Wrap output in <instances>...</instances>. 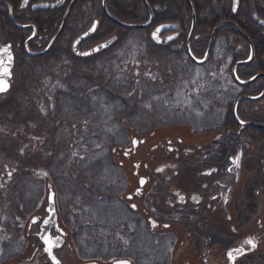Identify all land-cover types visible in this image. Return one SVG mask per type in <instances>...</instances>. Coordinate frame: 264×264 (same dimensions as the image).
I'll return each instance as SVG.
<instances>
[{
  "label": "rangeland",
  "instance_id": "374dc122",
  "mask_svg": "<svg viewBox=\"0 0 264 264\" xmlns=\"http://www.w3.org/2000/svg\"><path fill=\"white\" fill-rule=\"evenodd\" d=\"M124 2L128 5V0ZM115 27L109 26L110 30L100 34L104 39L116 35L118 41L93 60L75 59L76 56L70 52L72 39L69 37L58 41L56 53L52 56L22 59L19 64L23 73L20 78L22 86L34 84L41 75H46L45 79L54 85L59 70L67 68L64 80L57 83L58 87L52 94L47 85L49 90L45 93L51 94L47 108H38L25 89L0 99V128L11 127L20 136L24 134L26 122L32 131L38 130L39 134L46 135L42 138L47 141L41 147L36 166L13 171L14 175L8 181L12 197L10 209L6 208L4 201H0V264L21 259L27 254L28 242L24 230L29 219L39 214L46 203V181L54 190L60 214L70 221V228L77 225L82 228L80 240L77 241L74 236L79 262L89 261L95 254L102 255L98 258L107 261L105 256L110 253L108 245L100 238H97L95 245L90 236L94 226L104 227V220L114 223L125 216L114 200L125 188V179L115 168L120 160H124L120 158L116 161L113 149L129 147L132 138H151L138 147L137 154L129 162L130 165L131 162L145 163L151 171L158 167L157 160H151L152 155L159 160L166 150L165 139L157 142L158 139L172 136L175 140L181 138L186 144L205 141L204 135L196 136V133L216 129L225 117L222 104L239 91L231 90L229 80V65L237 56L230 38L219 39L207 68H192L186 72L176 69L170 87L167 83L172 73H168V63H181L180 59L158 56L153 49L150 31L121 33L118 26ZM136 61L146 64L154 61L159 69L163 61L165 76H157L165 81V85L154 84L145 78L136 86L121 68ZM175 83H179L178 86H174ZM226 87L230 91L226 92ZM11 105L13 110L7 112ZM158 143L163 147L152 153ZM9 146L17 158L26 151L21 141ZM249 169L250 165H246L235 191L239 200L243 190L249 186L255 195V200L249 202L255 213L252 217H246L248 221L242 226L239 225L240 228H247L235 227L245 235L256 231L258 221L264 227V186H256L255 177L258 179L259 172L256 170L252 173ZM131 171V168L127 169L125 174ZM261 173H264V169ZM94 192L112 199L93 203L91 196ZM31 231L35 233L36 227ZM143 237V264L174 262L171 257L173 238L166 237L152 243L145 232ZM189 247L185 252L182 247L177 250L178 259L192 254ZM114 253L119 256V249L114 248ZM208 253V259L213 260L215 258L212 256L220 251L213 249ZM258 253L264 256V246Z\"/></svg>",
  "mask_w": 264,
  "mask_h": 264
},
{
  "label": "flooded vegetation",
  "instance_id": "af4514ba",
  "mask_svg": "<svg viewBox=\"0 0 264 264\" xmlns=\"http://www.w3.org/2000/svg\"><path fill=\"white\" fill-rule=\"evenodd\" d=\"M99 1L100 11L99 8L96 9L97 0H27V3H25V0H0V3L7 5H0V9L2 12H6V22L9 27L14 29L13 35L18 32L17 34L20 33L21 36L26 37V40L32 38L27 47L29 53L44 51L51 41L41 50L45 39L48 37H52L51 39H53L61 30V34L52 48H56L60 39L69 37L72 39L70 52L76 58L89 59L97 54L87 57L78 56L73 51V44L77 39L85 36L95 25L96 30L76 45L78 52H86L95 46L96 43L92 42V39L97 32L100 31V34L102 31L110 30L109 26H104L102 30L99 29L101 22H105V20L110 22L103 13L102 0ZM140 2L148 12L147 21L150 20L151 13L153 25L148 29H123L128 33L131 31L142 33L150 31L152 33L157 27L162 25L174 26V29L169 32L159 33L158 42H155L150 34V39L154 45L153 49L158 56L166 55L174 59H180L181 63H177L176 61L168 63V73H172L169 83H167V86L170 85V87L172 86L171 80L176 69L179 68V71L186 72L192 68H207L211 63L213 54L217 50L220 38L228 37L231 40L240 36L236 28L230 25H223L217 30L215 29L222 22H231L242 31L240 24H243L245 20L243 17L241 18V8L246 14L250 15V19L256 27L264 30L253 19L255 15L264 21V0H238L236 12L233 8V0H152L151 5L147 1L150 6V12L145 6L144 1L140 0ZM105 3L106 10L111 15L108 9V1L105 0ZM40 5H57V7L51 9L35 8ZM125 6L127 16L136 20L139 17L137 10L134 13L131 7ZM11 19L18 26L27 27V29L15 27L11 23ZM193 23L194 29L192 31ZM190 34L189 50L191 53L192 47L196 51L198 50L197 46L201 44L200 42L196 44L194 41L209 38L205 53L199 60L204 59L208 45L211 39H213L209 56L204 63L196 64L187 55V40ZM263 34L264 31L261 32V35ZM1 35H3V31L0 29ZM168 37H172V39L164 45L160 44L161 40ZM232 43L231 47L235 50V53H242L245 50L240 44ZM7 44L12 49V44ZM30 45L33 47L31 50L29 49ZM252 49L254 54L253 45ZM49 52L41 58L48 57ZM248 52L249 58L251 54L250 46H248ZM24 54L25 57L36 59L27 55L25 51ZM193 57L196 58L194 55ZM196 59L198 60V58ZM237 62L239 61H236L235 57L233 64L229 65V68L232 86L239 91L228 102L223 100L224 103L221 108H223L225 117L216 129L212 128L206 132L201 131L196 133L197 135L195 134L196 136L204 135L205 141L186 144L181 138H177L176 140L172 136L163 138L166 141V150L162 153L159 160L154 159V155H152L151 160H157L158 167L151 169V171L145 163L131 162V165L129 164L132 157L137 154L138 147L145 145L151 138H138L136 147L133 146V139L136 138H132L129 147L122 148L116 152L119 159L124 160H120L118 167L115 168L124 177L125 188L119 197H114V200L122 208V213L125 216L120 217L121 220L119 218L116 219L114 223L104 220V227L94 226L92 228V235L90 236L94 240L95 245L98 240L97 238L104 240V243L108 245L110 253L105 256L107 261L99 259L100 254H95L91 260L79 262L74 236L79 241L82 236V228L80 225L75 226L73 229L70 228V221L68 222L65 215L60 214L57 199H55L57 230L60 233H57L56 229H51L49 237L60 244L54 249V255L60 264H120L121 261H126L127 264H143L142 244L144 232L152 243H157L166 237L173 238L174 243L171 257L174 262H171V264H251L253 260H255V264H261L260 258L264 256L258 252L264 246V227L258 221L256 231L250 235H245L238 230L246 229L247 227H239L237 213L239 198L237 199V196H235V191L242 179L246 165H250L249 170L252 173L256 172L258 163L264 169V138L263 140L258 139V142H255L256 144L252 141L251 143H246L244 139L241 140V136H248L246 129L242 130L237 126L238 131L236 134L234 136L230 135L233 129L227 126V122L230 116L233 119V105L239 98L243 96L258 97L262 94L264 85L256 96H250L251 94H248L247 87L258 86L259 81L264 80V77L247 86L240 85L232 76V68ZM239 70L240 67L236 69L235 74L237 80L240 82H247L258 74L264 75V71H261L256 75L244 79L241 78ZM159 84L165 85V81L161 80ZM178 84L175 83L173 85L178 86ZM227 91H230V89L227 88ZM246 103H256V107L251 109L252 107ZM263 107L264 96L257 102L241 101L236 107L237 118L240 120V113H243L244 116H248L249 113L251 114L255 111L259 114H264ZM244 123L251 122L245 121ZM225 136L228 137V142L225 141ZM163 139H159L157 142ZM255 145L257 148H255ZM159 147H163V145H156L152 153H155ZM237 158L238 163H234ZM130 168L132 170L131 173L125 174V170H130ZM142 180L143 184H141ZM91 198L93 199V203L109 202L112 199V197L95 192ZM40 211L44 215L40 217L39 223L28 227V231H31L33 227L37 229L35 233L32 232L30 234L29 232V237L38 236L40 233V226L43 223V219L47 216L44 207ZM236 226L238 229L235 228ZM206 233L211 236L209 237L211 238L210 247H203L199 252L195 251L197 241H199L201 236L206 235ZM193 235L196 238L193 239ZM224 238L227 239L228 242L226 243H228V246L221 248V241ZM247 240H252L255 247L247 244ZM185 242L187 243L186 246ZM181 247H184L183 252H185L186 247H189L192 254L189 256L185 255L183 258L181 256V259H178L179 254L177 255V250L181 249ZM114 248L119 249V256L114 253ZM239 248H241L239 254L233 252V250ZM213 249H218L220 253L214 254L212 257L215 259L210 260L208 259V252H212ZM36 251L37 249L35 253ZM229 253H232L231 257ZM32 257L25 258L23 261L30 264ZM12 262L6 261L5 264ZM49 263L52 264L50 260Z\"/></svg>",
  "mask_w": 264,
  "mask_h": 264
},
{
  "label": "trees",
  "instance_id": "16d2710c",
  "mask_svg": "<svg viewBox=\"0 0 264 264\" xmlns=\"http://www.w3.org/2000/svg\"><path fill=\"white\" fill-rule=\"evenodd\" d=\"M107 1H108V9L111 15L114 18L118 19L119 21L123 23H130V24L131 23L132 24H143L147 21L148 12L145 9V7L141 4L140 0H138V2H136V0H128V6L133 9L134 13H136V10L139 13V17L136 20H133L132 18L127 16V14L125 13L126 11L125 5H127V3H125L124 0H107ZM147 1L150 3V5L152 4V0H147ZM99 2L100 1L97 0V5H96L97 8H99ZM100 10L101 8H99V11ZM240 14H241V18L243 17L245 20L243 24H240V28L249 37L254 47V50H255L254 61L246 67H240V70H239V72L241 73V78L247 79L253 75H256L258 72L264 71V34L261 35V32L264 30H262L259 27H256L252 23L250 19V15L246 14V12H244L242 8H241ZM5 17H6V12L5 11L2 12L0 9V29L1 31H3V35L0 36V43L1 44H7V43L12 44V52L14 55V68H13L14 76H13V81L11 83V88L9 92L4 95H0V99H4L8 97L10 94H13L14 92L17 93L21 89H25V92L30 93V97H32V100L34 101L35 105L36 104L38 105V108H44V107L47 108V103L50 100L51 94L56 89V87H58L57 83L60 80L61 81L64 80L63 78H65L64 74H66L65 71L67 68H63L59 70V72L57 73L56 83L54 85L53 83L50 85V80L48 81L47 79H45L46 75H41L38 77L36 81H34V84L30 83V84H27V86L26 85L22 86V82L20 78L23 76V73L21 71L19 64H21L22 59L25 57V54L23 51V44L26 40V37L21 36L20 33L17 34L18 32L16 31H15L16 33L13 35L12 32L14 31V29L12 27H9L8 23L6 22ZM106 23L109 26H114V28H116L115 25L106 21V22L100 23L99 29L102 30L103 27L107 25ZM117 29H120L121 33L127 32L121 27H117ZM99 32L96 33L95 37L92 39V42L98 43L104 40V38L102 37V35L99 34ZM51 38L52 37H48L45 39V41L42 44L41 50L45 48L46 44L51 40ZM208 40L209 38H203L198 41L193 40L196 44L198 42L201 43L199 46H197L198 50L196 51L192 47V54L196 58L200 59L203 57ZM231 40L232 42L240 44L245 49L242 53L237 54L236 61L246 60L249 56L248 45L246 41L240 36H237L236 39L232 38ZM32 48H33L32 45H30L29 49L31 50ZM55 53H56V50L52 48L51 51L49 52V56H52ZM40 58L41 57L36 58V59H40ZM74 58L78 59L79 61L88 60V58L86 59H81V58H76V57ZM94 58L95 56L89 58V60H93ZM121 68L126 73H128L131 80H133L134 84L137 86L138 83L145 78L147 79L146 81L153 82L154 84H159V82L162 79L161 77L163 76V74L165 76L164 69L166 67L163 61L161 62L160 69H159V65L154 61L152 63L150 62L147 64L142 61H136L132 64H127L125 66H122ZM159 74L161 75V77L157 76ZM229 80H230V74H229ZM230 83H231V80H230ZM258 84L259 85L256 87L255 86L247 87L248 94H251L250 96H256L257 94H259V91L263 88L264 80L262 79L261 81H259ZM47 85H49L51 94L45 93L49 90ZM93 87L97 88L98 85H94ZM225 89H227V87ZM232 89L234 90L235 88H233L232 83H231V90ZM246 104H248V106L250 105V107H252L251 109L256 107L255 106L256 103H246ZM13 108H14L13 105H11V107L9 106V108H7L6 111L10 112L13 110ZM263 111H264V107H263ZM239 118H240V121L242 122L248 121L256 125L257 124L264 125V114H259L257 111L252 112L251 114L249 113L248 116H244L243 113H240ZM227 126H230V128L233 129L230 132V135L234 136L236 132L238 131V127H237L238 125L235 123L234 119L231 118V116L229 118V121L227 122ZM23 131H24V134L19 136L18 133L11 127L0 128V201H4L6 203V208H9V209H10V206H12L10 205L12 197H11V194H9L10 191H9L8 181L13 177L14 175L13 171L16 172L25 167L30 168L31 166H36L39 162V155H40L39 152L41 150V147L44 146L47 142L46 140H43V138L46 135L39 134L38 130L32 131L29 128L28 123L26 122L24 124ZM246 132L248 135L247 137L241 136V140L244 139L245 140L244 142L246 143L248 142L251 143V141L258 142V139L263 140L264 138L263 137L264 131L246 128ZM42 136L44 137L42 138ZM224 139L225 141H227L228 137L225 136ZM20 141L25 145L26 151L20 158H17L16 156L13 155L14 151L12 147L9 146V144H13V143L20 142ZM113 156L114 158L116 157V159H119V157L115 155V153L113 154ZM262 169H263V166H260V164L258 163V165L256 166V170L259 172L258 179L257 177H255L256 178L255 184L257 187H259V185L264 186V180H263L264 173H261ZM49 185L50 183L46 181V186H45L46 193L48 191L47 189ZM254 200H255V195L253 193L251 186L246 187L242 192V196L239 200L238 208H237L238 222L241 226L243 225L244 222L248 221V218L246 217H250L255 213L254 208L252 210L250 203H249L250 201H254ZM44 206L45 204L43 205V207ZM40 214L42 216L44 215L42 211H40ZM193 230L195 231V229ZM29 232L30 234H32V231H28V227L26 226L24 233H25V239L28 242L27 254H25L24 257H22L21 259H16L12 263H8V264H27L25 261H23V259L31 258L32 255L35 253L36 249L37 251L32 257L30 264H50L49 257L44 252L43 246L41 245L39 237L38 236L29 237L28 236ZM192 237L193 239L196 238L194 235ZM209 237L211 236H209L207 233L206 235L201 236L199 238V241H197L195 251L199 252L200 249L203 247L204 248L210 247L211 238ZM226 242H228L226 238L222 239L221 248L223 247L225 248L228 246V243ZM260 263L264 264V257L260 258ZM251 264H255V260H253Z\"/></svg>",
  "mask_w": 264,
  "mask_h": 264
},
{
  "label": "water",
  "instance_id": "95a60500",
  "mask_svg": "<svg viewBox=\"0 0 264 264\" xmlns=\"http://www.w3.org/2000/svg\"><path fill=\"white\" fill-rule=\"evenodd\" d=\"M144 1V4L145 6L147 7L148 11L150 12V9L147 5V1L146 0H143ZM189 3V1H188ZM233 3H234V11L236 12L237 9H238V0H233ZM0 5L2 6H7L5 5L4 3H0ZM190 5V3H189ZM57 5H53V6H46V5H40V6H36L35 8L36 9H51V8H56ZM102 9H103V13L105 14V16L107 17L108 20H110L113 24H115L116 26L118 27H121V28H125V29H148L150 28L152 25H153V18H152V15L150 13V20L144 24V25H129V24H126V23H123L121 21H118L117 19L113 18L111 15L108 14L107 10H106V3H105V0H102ZM253 19L254 21L256 22V24H258L259 26H261L262 28H264V21H262L260 18H258V16H253ZM11 23L19 28V29H27V27H21V26H18L17 24H15L12 19H11ZM223 25H230V26H233L236 28L237 32L239 33V35L247 42V44L250 46L251 48V54H250V57L248 58V60L246 61H242V62H238L236 63L233 68H232V74L235 78V80L242 86H247L251 83H253L254 81L264 77L263 74H258L256 76H254L252 79L248 80L247 82H240L239 80H237L236 76H235V71L237 68L239 67H243V66H246V65H249L252 60H253V57H254V54H253V49H252V43L251 41L249 40V38L243 33L241 32L236 25L232 24L231 22H222L220 23L215 30H217L220 26H223ZM163 26V27H162ZM160 27H157V28H161V32H165V31H171L174 29V26L172 25H162ZM96 28V26H95ZM156 28V29H157ZM156 29L153 31L155 32ZM194 29V23H193V26H192V31ZM214 30V31H215ZM94 31H89L87 33V35L77 39L74 44H73V51L76 55L78 56H81V57H87V56H91V55H94V54H97L103 50H106L108 49L109 47H111L115 42H116V38L115 37H112V38H109L97 45H95L94 47H92L91 49H89L88 53H90V55H87V56H84V55H79L77 50H76V45H77V41H82L84 40V38H86L87 36H89L91 33H93ZM152 32V34H153ZM192 33V32H191ZM61 34V30L53 37V39L50 41L48 47L40 52V53H29L28 50H27V47H28V44L31 42L32 38L26 40V42L24 43V51L27 55L31 56V57H41V56H44L46 55L50 49L52 48L53 44L56 42V40L58 39V37L60 36ZM151 34V37L153 39V36ZM159 35V34H158ZM155 42H158L157 40L153 39ZM190 40H191V34L187 40V54L189 56V58L191 59L192 62L194 63H203L207 60L208 56H209V53H210V49H211V45H212V42H213V39H211L209 45H208V48H207V51H206V54H205V57L204 59L199 62L197 61L195 58L192 57V55L190 54V50H189V44H190ZM170 40L168 38L166 39H163L160 41V44L164 45L166 44L167 42H169ZM102 44H107L108 46L107 47H104V48H100L99 51H93L94 49H97L99 47V45H102ZM5 48H8L9 49V52L11 54V61L8 60L7 56H8V53H4L3 52V49ZM0 60L3 61V67H6L10 70V75L9 74H6L2 71V69H0V78H3L6 85H7V88L5 91H0V95H3V94H6L9 89H10V80L12 79V69H13V66H14V57H13V54H12V51H11V46L8 44V45H1L0 44ZM264 96V90L262 92V94L258 97H247V96H243L241 98H239L235 103H234V106H233V113H232V116H233V119L235 121V123L243 130V129H246V128H253V129H256V130H264V126H258L256 124H252V123H242L241 121L238 120L237 116H236V107L237 105L241 102V101H248V102H257L259 101L262 97ZM136 144H137V139H133V146L136 147ZM46 213H47V217L43 220V223L41 224L40 226V233H39V238L44 246V251L47 253L50 261L52 262L53 264V260H52V256L49 255V252L47 251L48 249V245L45 244L44 240L46 237H49V233H50V230L51 229H56V232L57 233H60L59 230H57V214H56V205H55V196H54V193H53V190L51 187H49V194H48V202H47V208H46ZM39 220H40V217H32L30 222H29V226H32V225H35L37 223H39ZM35 221V223L33 222ZM59 243L55 242V246L52 247L51 249V252H52V255L53 254V250L55 248H57L59 245ZM237 249L233 250V252L235 253H240L241 252V248H239V252L236 251ZM88 264H95V263H88Z\"/></svg>",
  "mask_w": 264,
  "mask_h": 264
},
{
  "label": "snow or ice",
  "instance_id": "6c2138e0",
  "mask_svg": "<svg viewBox=\"0 0 264 264\" xmlns=\"http://www.w3.org/2000/svg\"><path fill=\"white\" fill-rule=\"evenodd\" d=\"M25 3H27V0H25ZM163 27V26H162ZM95 25H93V28L91 29V31H95ZM161 32V28H157L155 32H153L152 36H153V39L155 40H159V37H158V34ZM87 35V33L85 34ZM169 40L172 39V37H168ZM77 43H79V41H77ZM108 45L107 44H102V45H99V47L97 49H94L93 51H99L100 48H104V47H107ZM3 52L4 53H8V60L11 61L12 57H11V54L9 52V49L8 48H5L3 49ZM79 55H84V56H87V55H90V53L88 52H83V53H78ZM0 69H2V71L6 74H9L10 75V70L6 67H3V61L0 60ZM7 88V85L4 81L3 78H0V91H5ZM234 163H238V158L236 161H234ZM141 184H143V180L141 181ZM181 199H183V197H181ZM35 223V221H33ZM45 244L48 245V249L47 251L49 252V255L52 256V260H53V264H60V262L56 259V257L54 255H52V252H51V249L52 247L55 246V241H53L50 237H46L45 240H44ZM247 244H250L252 245L253 247H255V244L252 240H247L246 241ZM237 252H239L240 250L237 249L236 250ZM229 256L231 257L232 256V253H229ZM120 264H127L126 261H121Z\"/></svg>",
  "mask_w": 264,
  "mask_h": 264
}]
</instances>
